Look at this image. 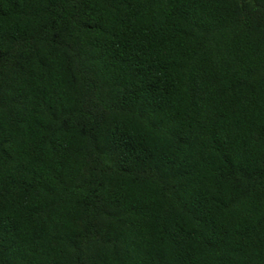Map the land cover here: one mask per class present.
<instances>
[{
	"label": "trees",
	"instance_id": "obj_1",
	"mask_svg": "<svg viewBox=\"0 0 264 264\" xmlns=\"http://www.w3.org/2000/svg\"><path fill=\"white\" fill-rule=\"evenodd\" d=\"M0 264H264V0H0Z\"/></svg>",
	"mask_w": 264,
	"mask_h": 264
}]
</instances>
